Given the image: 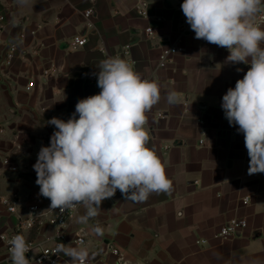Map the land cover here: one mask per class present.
<instances>
[{
	"label": "crops",
	"instance_id": "0c3cea01",
	"mask_svg": "<svg viewBox=\"0 0 264 264\" xmlns=\"http://www.w3.org/2000/svg\"><path fill=\"white\" fill-rule=\"evenodd\" d=\"M182 3L0 0V235L12 234L19 219L30 217L29 207L38 204L35 225L21 234L37 245H56L49 205L39 200L33 168L40 148L50 146L57 130L47 121H67L80 99L98 94L94 73L102 60L118 56L142 78L159 83L161 99L146 113L147 146L161 159L172 187L144 202L124 200L117 190L87 224L77 222L85 213L79 206L58 243L78 246L76 234L83 229L95 264L114 261L106 255L109 246L131 264H264V173L248 174L244 135L221 107L223 95L249 65L225 63L227 50L183 30ZM88 9L93 10L90 20L84 17ZM79 36L87 43L76 49ZM174 43L184 52L160 68V54ZM170 91L179 95L174 105L167 102ZM6 198L15 202V213L1 203ZM233 219L245 220L246 227L235 237L217 238ZM97 225L103 236L91 232ZM34 256L30 264H38ZM69 260L58 254V264ZM0 264H11L1 241Z\"/></svg>",
	"mask_w": 264,
	"mask_h": 264
},
{
	"label": "clouds",
	"instance_id": "9594fccd",
	"mask_svg": "<svg viewBox=\"0 0 264 264\" xmlns=\"http://www.w3.org/2000/svg\"><path fill=\"white\" fill-rule=\"evenodd\" d=\"M181 10L196 39L227 49L225 63L250 65L223 95L221 107L229 124L244 135L248 174L264 173V27L257 22L264 0H183ZM94 75L101 91L80 99L67 121H47L57 130L33 165L39 195L50 200L49 208L64 212L83 206L80 224L97 217L102 202L117 190L124 200L144 202L172 187L161 159L147 146L146 113L161 99L158 81L142 78L118 56L102 60ZM167 102L178 103V93L170 91ZM91 232L104 234L98 225ZM8 244L11 264H30L24 235L12 236ZM60 253L70 258L67 264L90 259L83 241L75 247L59 243L53 254Z\"/></svg>",
	"mask_w": 264,
	"mask_h": 264
},
{
	"label": "built area",
	"instance_id": "2783aa9c",
	"mask_svg": "<svg viewBox=\"0 0 264 264\" xmlns=\"http://www.w3.org/2000/svg\"><path fill=\"white\" fill-rule=\"evenodd\" d=\"M92 16H93L92 9H88L84 12V17L87 20H90ZM257 22L260 23L261 26L264 25V14H262L258 18ZM89 27H92L91 23H89ZM181 27L183 28V30L191 29L190 25L186 22V17L184 16V14L181 18ZM146 33L150 36L154 34L151 28H148L146 30ZM86 43H87V40L84 36H79L74 39V45L76 49L85 46ZM223 49L227 50L226 48H223ZM13 51L14 49H11V54L7 56L8 59L10 60L12 59ZM183 52H184V48L180 44L178 43L172 44L168 48L164 49L162 53L160 54L159 67L166 68L175 55L183 53ZM38 197L41 202H45L50 207V200L48 198H45L39 195V186H38ZM244 202L248 203V199L245 198ZM1 203L4 206H6L9 213L16 212V205H15V202H13L12 200L6 198V199H3ZM78 209L79 207L68 209V210H65L64 212H60L58 209L53 210L49 208L48 210V214H50L49 223L51 224V226L55 228V235L53 237V240L56 243V245L55 246L37 245L33 241L27 240L31 248V250L26 254L27 258H30V256L35 253L34 262L38 264H45V263L58 264V255L53 254L54 250L56 246L59 244L58 242L65 240L70 224L76 219ZM39 210H40V207L38 204H34L30 206L29 212L31 215L28 218V220L24 221L23 219H19V222L15 226L12 234H1L0 235V241L4 244L6 254L9 259H10V253H9L10 245L8 244V240L16 234H21L24 228H27V229L32 228L35 225L36 220L39 217ZM246 225L247 223L245 220L233 219L227 225L221 228V230L218 232L216 237L219 238L220 240L235 237L242 232V230L246 227ZM79 241H83L85 243V234H84L83 229H80L78 231V234H76L77 245ZM107 254H111L114 257V261L107 263V264H131V262L126 259L124 253L121 252L118 248L109 246L106 252V255ZM88 264H95V262H93L92 260H89Z\"/></svg>",
	"mask_w": 264,
	"mask_h": 264
}]
</instances>
